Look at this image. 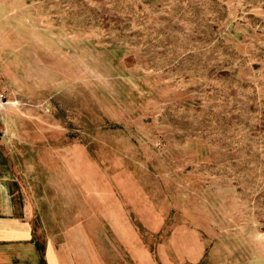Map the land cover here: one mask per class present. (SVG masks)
Listing matches in <instances>:
<instances>
[{
	"label": "rangeland",
	"instance_id": "obj_1",
	"mask_svg": "<svg viewBox=\"0 0 264 264\" xmlns=\"http://www.w3.org/2000/svg\"><path fill=\"white\" fill-rule=\"evenodd\" d=\"M0 75L69 264H264V0H0Z\"/></svg>",
	"mask_w": 264,
	"mask_h": 264
},
{
	"label": "crops",
	"instance_id": "obj_2",
	"mask_svg": "<svg viewBox=\"0 0 264 264\" xmlns=\"http://www.w3.org/2000/svg\"><path fill=\"white\" fill-rule=\"evenodd\" d=\"M27 212L19 182L0 175V264H69Z\"/></svg>",
	"mask_w": 264,
	"mask_h": 264
},
{
	"label": "built area",
	"instance_id": "obj_3",
	"mask_svg": "<svg viewBox=\"0 0 264 264\" xmlns=\"http://www.w3.org/2000/svg\"><path fill=\"white\" fill-rule=\"evenodd\" d=\"M11 93L7 86L3 83L2 77L0 75V117L4 108L11 102ZM2 126L0 124V132H2Z\"/></svg>",
	"mask_w": 264,
	"mask_h": 264
}]
</instances>
